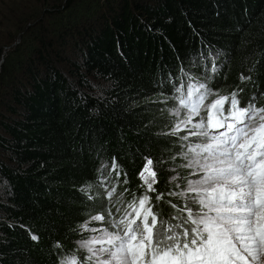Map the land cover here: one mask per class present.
<instances>
[{
  "label": "trees",
  "instance_id": "obj_1",
  "mask_svg": "<svg viewBox=\"0 0 264 264\" xmlns=\"http://www.w3.org/2000/svg\"><path fill=\"white\" fill-rule=\"evenodd\" d=\"M108 1L76 29V57L66 48L72 27L48 16L71 14L77 0L43 8L26 31L35 44L25 32L7 52L0 46V264H88L76 253L81 225L115 212L105 198L113 188L124 209L147 194L158 220L176 223L189 201L169 193L184 190L191 168L182 153L197 143L180 139L185 129L166 134L184 79L219 95L242 89V106H264V0ZM146 158L154 192L139 177Z\"/></svg>",
  "mask_w": 264,
  "mask_h": 264
},
{
  "label": "snow or ice",
  "instance_id": "obj_2",
  "mask_svg": "<svg viewBox=\"0 0 264 264\" xmlns=\"http://www.w3.org/2000/svg\"><path fill=\"white\" fill-rule=\"evenodd\" d=\"M250 78L241 76L242 81ZM242 91L219 95L204 83H181L175 88L178 95L173 98L176 107L172 114L179 118L183 112V119H178L166 134L176 135L183 126L187 135L180 139L200 140L182 153L187 160L185 167L194 169L199 178L189 179L183 191L169 195L187 196L189 202L178 209L180 215L172 217L176 221L173 224L158 220L153 208L146 206L149 195L141 196L138 203L133 200L120 219L108 221L113 230L90 229L99 235L79 242L80 248L90 253L87 261L95 260V264H264V106L258 107L254 101L242 106L239 99ZM214 94L218 98L206 106V120H194L200 116L203 102ZM105 166H101V172ZM117 167L114 157L112 170ZM156 176L153 160L146 158L139 177L149 192L155 191ZM115 191L113 188L109 197ZM155 199L160 200L161 196ZM193 206L198 210L194 211ZM104 219L103 215L91 217L93 221ZM81 228L88 229L87 221ZM31 239L36 241L39 237L31 235ZM59 264L82 262L66 257Z\"/></svg>",
  "mask_w": 264,
  "mask_h": 264
},
{
  "label": "rangeland",
  "instance_id": "obj_3",
  "mask_svg": "<svg viewBox=\"0 0 264 264\" xmlns=\"http://www.w3.org/2000/svg\"><path fill=\"white\" fill-rule=\"evenodd\" d=\"M62 1L64 0H46V3H45L44 0H39V1L37 0H0V46L3 47V51L7 52L8 49L16 46L20 42V39L22 40L21 35H23L27 31L29 24L33 23V21L41 15V13L43 12V8L50 9L52 8L50 7L52 4H55V3L58 4V3H61ZM106 1L105 0H77V3L72 8L73 10L71 11V14H70V10H65V11H62L61 13H57L55 11L56 12L55 14L51 13L48 16L50 23L52 24L56 23L57 26L60 25L61 27L63 26L72 27V28H69L70 32L69 31L68 32L69 34L73 33L74 36H67V43H66L67 45L66 48L68 49L67 52L71 54L70 56L76 57V55H74L75 54L74 49L76 46L74 47V44H73V39L75 42L78 41L77 39L78 36L75 38V35H78L76 33V29H78L79 27L80 29L86 28L88 23L93 22L92 20L87 19L88 14L86 13L91 12L93 9L96 10L97 8H101V7L105 8L107 4L105 5L104 3ZM108 2L109 3L111 2V4L113 3L116 4L115 0H111ZM111 4L110 6H113ZM32 37H33L32 35L26 32L24 34L23 40H26L27 38L31 40ZM30 42H31L30 44H35L34 37ZM205 52H207V49L205 50ZM204 78L206 79V77ZM211 101H212L211 98H208V101L203 103L201 110L206 108V106L210 104ZM175 107H176V102L170 107V110H169L170 114H172V109H174ZM175 118H176V121L178 119H183V112H182L181 117L179 118L175 117ZM194 120H199V117H195ZM181 130H183V126H181ZM185 132L187 133L186 129H185ZM190 138H194V140H197V143L200 142V140L196 137H190ZM194 145L195 144H189L185 152L188 151V148L190 146H194ZM145 175H148V173H145ZM198 178L199 177L194 174V169H191L189 179L194 180ZM99 179H100L99 184L103 192L106 193V191L110 189V187H108L109 184L105 183L106 178L100 177ZM187 181H186V185L184 186V189L187 187ZM145 186L147 187L146 184ZM105 198L107 200L108 205L112 206V208L115 209V212L113 213V211H111L112 216L109 217L108 216L109 212L105 211V214H104L105 219L103 221H93L90 219L87 222L88 229L87 230L82 229L83 237L79 240V242L88 241L91 237L99 235V233L93 232L90 229L109 228V230H113L110 228L108 221L110 219H117V220L119 219L120 214L124 210V205L126 204L127 200L123 197V195L117 196V193L115 192L112 193L111 197H109V195L108 196L106 195ZM118 209L119 211H117ZM96 215H101V214H96ZM185 218H186V215H185ZM78 248H79V251H77L76 253L81 255L84 261L88 262V264H95V260L87 261V257L90 255V253H88L84 249H81L79 244H78Z\"/></svg>",
  "mask_w": 264,
  "mask_h": 264
}]
</instances>
